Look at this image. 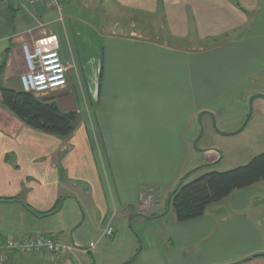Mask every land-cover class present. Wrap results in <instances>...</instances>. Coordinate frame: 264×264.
<instances>
[{
	"label": "crops",
	"instance_id": "obj_1",
	"mask_svg": "<svg viewBox=\"0 0 264 264\" xmlns=\"http://www.w3.org/2000/svg\"><path fill=\"white\" fill-rule=\"evenodd\" d=\"M62 5L59 13L48 5L0 0V89H21L20 42L55 34L70 66L55 100L77 113L73 133L59 138L26 126L0 105V236L41 234L80 247L52 217L62 198H78L85 219L95 214L91 238L107 225L113 237L129 221L160 222L135 227L139 248L136 236H128L127 249L114 252L104 241L111 236H103L88 253L11 251L2 264H264V181L234 190L200 217L162 219L183 173L217 158L213 149L202 155L193 149L199 112L222 117L227 104L256 93L250 79L264 73V0ZM154 28L183 45L149 38L159 34ZM87 32L98 39L92 91L81 60L87 48L76 42ZM146 194L149 204L141 200ZM73 214L68 230L78 222Z\"/></svg>",
	"mask_w": 264,
	"mask_h": 264
},
{
	"label": "rangeland",
	"instance_id": "obj_2",
	"mask_svg": "<svg viewBox=\"0 0 264 264\" xmlns=\"http://www.w3.org/2000/svg\"><path fill=\"white\" fill-rule=\"evenodd\" d=\"M142 21L143 20H139L138 23L141 24ZM154 21L156 20H152V22ZM154 29V31L159 33V29ZM151 32L153 33L152 30ZM151 35L152 34H148V37L158 41H166L173 45H183L178 41L176 42L174 39H170L168 36L162 35L161 33L153 34L152 36ZM76 42L77 46L79 45L78 43H82L87 48V52H81V60L83 61V65H87L85 79L87 80V85H89V89H91L92 91L95 85L93 80H91V77H94L97 74H95L94 72V54L97 48L96 42H98V39L97 36H94V34L91 35L89 34V32H87L86 35L77 38ZM84 60H87V62L89 63L86 62L84 64ZM250 81H254L253 89L256 90V93L248 96L242 101H234L230 104H227L226 112L222 117H215L213 115L210 116L208 114H204L201 117V120H199L198 115L194 119V140L197 138V136H199L201 132V136L197 142V149L200 150H197L193 146V149L196 152L195 154L199 153L200 155H202L204 154L203 150L213 149L217 153V158L216 160L210 163L202 161L200 164H197L196 166L186 170L183 175L193 168L206 164L205 166H202L191 172L184 179L185 182H188L204 173L212 171L224 172L235 167L245 165L255 155L264 152V97H255L252 100L251 113L248 118L250 105L249 98L255 94L264 95V73L255 76L253 79L251 78ZM36 96H51L55 98L57 96V92L54 91L45 94H36ZM199 121H201V123ZM243 125L244 127H242ZM193 160L194 159L191 154L189 163ZM73 199L74 201H72V203H68L67 201L62 200V202H60L59 204L60 207L58 205L56 206L57 208H60L59 211L52 217H55V220H61L59 221V223H61V226H63L67 230V232L65 233L67 240L71 241V239L75 238L79 243L78 246L87 247L90 242H95L98 239V237L91 238L92 231L95 228V214H91V212H89L87 213V218L85 219L84 207L82 206V202H80L78 198ZM72 212H74L73 218L77 219L78 222L76 224H73L68 230L67 216L71 215ZM172 216L173 212L170 211L162 219L168 220ZM159 222L160 221H158L157 219H141V221H136L132 223L131 221H129L121 229L115 230L113 237L111 236L108 238H104V241H106L107 243L106 246L110 247L109 249H113L114 252L117 250L119 251L118 253H120L121 251H125L127 249V237L129 236L131 238H134L133 236H136L139 248L141 246V240L138 234L136 233L135 227H137L139 223L142 227L146 224L149 226H156ZM99 243L100 240H98L97 245ZM91 261H93V259ZM127 261L128 260H125L123 264H126Z\"/></svg>",
	"mask_w": 264,
	"mask_h": 264
},
{
	"label": "trees",
	"instance_id": "obj_3",
	"mask_svg": "<svg viewBox=\"0 0 264 264\" xmlns=\"http://www.w3.org/2000/svg\"><path fill=\"white\" fill-rule=\"evenodd\" d=\"M0 94V105L30 128L59 138H67L75 130L77 113L63 110L54 97L8 87L1 88ZM259 181H264V152L245 165L204 173L188 182L183 180L171 197L170 208L179 222L197 218L210 204Z\"/></svg>",
	"mask_w": 264,
	"mask_h": 264
},
{
	"label": "built area",
	"instance_id": "obj_4",
	"mask_svg": "<svg viewBox=\"0 0 264 264\" xmlns=\"http://www.w3.org/2000/svg\"><path fill=\"white\" fill-rule=\"evenodd\" d=\"M30 5L43 4L62 11L63 2L68 0H23ZM42 25L39 24L38 27ZM29 35L32 29H28ZM20 55L24 71L19 75L21 89L36 94H45L63 89L67 85V72L70 66L63 63L59 52V41L55 34L40 35L38 37H26L20 42ZM142 202L149 204L151 195L142 197ZM113 228L107 225L102 235L87 247H75L65 244L47 235H33L24 237L0 236V258L7 252L30 253L44 250L49 253L67 252H91L98 240L103 236H111ZM0 264L2 261L0 259Z\"/></svg>",
	"mask_w": 264,
	"mask_h": 264
},
{
	"label": "water",
	"instance_id": "obj_5",
	"mask_svg": "<svg viewBox=\"0 0 264 264\" xmlns=\"http://www.w3.org/2000/svg\"><path fill=\"white\" fill-rule=\"evenodd\" d=\"M255 97H264V95L263 94H255V95H253V96H251L250 98H249V114H248V118H249V116H250V113H251V103H252V100L255 98ZM204 114H208V115H210V116H212L208 111H201V112H199V114H198V117H199V120H201V117L204 115ZM248 118H247V120H248ZM246 120V121H247ZM200 123H201V121H199ZM244 125H245V123H244ZM244 125L242 126V127H244ZM241 127V128H242ZM200 136H201V132H200V134H199V136H197V138L193 141V146L197 149V142H198V140H199V138H200ZM197 150H200V149H197ZM205 150H207V149H205ZM204 151V150H203ZM206 164H203V165H201V166H198V167H196V168H193V169H191V170H189L188 172H186L181 178H180V180L178 181V183L176 184V186L172 189V191L169 193V195H168V197H167V202H166V208H165V211H164V213H166L169 209H170V204H171V197H172V195L175 193V191L177 190V188L179 187V185L182 183V181L191 173V172H193L194 170H196V169H198V168H200V167H202V166H205ZM62 200H64V198H62ZM59 207H60V205H59ZM142 217H144V218H149V217H147V216H144V215H142ZM131 261V259L130 260H128L127 262H126V264H128L129 262Z\"/></svg>",
	"mask_w": 264,
	"mask_h": 264
}]
</instances>
